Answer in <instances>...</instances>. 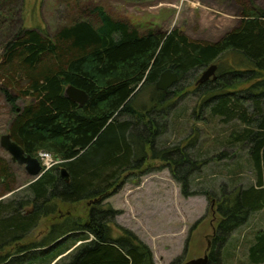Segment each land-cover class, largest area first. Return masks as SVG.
Wrapping results in <instances>:
<instances>
[{
	"label": "trees",
	"instance_id": "16d2710c",
	"mask_svg": "<svg viewBox=\"0 0 264 264\" xmlns=\"http://www.w3.org/2000/svg\"><path fill=\"white\" fill-rule=\"evenodd\" d=\"M95 13L98 26L78 20L53 38L23 29L0 63V78L6 82L3 94L15 114L8 134L27 155L36 158L45 150L62 161L27 183L29 192L21 198L13 164L0 158V264L23 261L27 254L30 262L44 259L73 233H85L92 241L75 242L50 264L74 247L68 264H155L153 252L134 232L120 227V236L113 235L111 226L121 212L100 206L127 183L138 184L165 168L184 197L195 195L191 179L210 162L193 154L197 140L185 147H159V140L169 131L185 80L213 63H218L217 79L202 85L196 81L194 88L204 97L202 107L212 105V116L246 126L235 139L249 147L256 173V184L248 189H222L217 211L221 220L209 250V264H221L232 234L251 214L264 210V9L244 10L240 25L216 43L193 41L180 30L141 34L102 8ZM166 70L177 73L179 81L164 93L156 83ZM10 86L30 97L24 109L15 108ZM69 86L88 94L83 108L65 97ZM63 169L68 181L61 175ZM57 202H87L91 207L86 217L74 220L68 214L62 223L53 224L39 243L20 246L41 220L57 214ZM37 250L41 253L35 254ZM250 260L264 264L261 234ZM172 264H184V259Z\"/></svg>",
	"mask_w": 264,
	"mask_h": 264
},
{
	"label": "rangeland",
	"instance_id": "374dc122",
	"mask_svg": "<svg viewBox=\"0 0 264 264\" xmlns=\"http://www.w3.org/2000/svg\"><path fill=\"white\" fill-rule=\"evenodd\" d=\"M256 7L264 9V0H0V63L9 43L14 42L23 29H35L53 38L61 28L78 20L85 19L98 26L100 18L95 13L96 8H102L110 17L127 23L141 34L150 30L164 34L180 30L193 41L216 43L240 25L244 10ZM206 70L207 67L185 80L183 96L170 118L169 131L159 140V147H185L197 140L193 154L199 160L210 162L191 179L195 195L184 197L180 185L163 167L165 169L143 177L138 184L127 183L121 192L100 206L104 209L111 206L121 212L116 224L111 226L113 235L120 236V227L134 232L153 252L155 264H172L180 257L184 263L203 258L209 239L221 220L217 211L223 187L233 191L256 184L249 147H243L235 139L246 126L239 120L227 123L212 116V105L202 107L204 97L196 93L194 86ZM5 84L0 78V139L9 132L15 115L13 106L3 94ZM10 87L8 92L15 98V108L17 111L24 109L30 97H23L17 86ZM223 154L227 155L223 157ZM0 158L12 163L11 156L1 147ZM13 168L18 178L17 191L22 198L28 194L27 183L33 179L24 167L13 164ZM207 193L215 195V199L209 200L204 196ZM90 204L69 206L57 202V214L41 220L20 246L39 243L51 226L62 223L68 214L74 220L86 217ZM258 234L264 236V210L251 214L248 222L232 234L222 250L221 264H252L250 250ZM78 241H82L80 245L92 239L85 233H73L44 259L30 262L27 254L25 260L11 264H50L53 257ZM73 249L53 264H68L75 252Z\"/></svg>",
	"mask_w": 264,
	"mask_h": 264
},
{
	"label": "water",
	"instance_id": "95a60500",
	"mask_svg": "<svg viewBox=\"0 0 264 264\" xmlns=\"http://www.w3.org/2000/svg\"><path fill=\"white\" fill-rule=\"evenodd\" d=\"M217 66H210L202 75L199 80V84L206 83L210 79L216 80ZM179 81V75L172 70H166L161 76L159 81L156 83V89L158 91L167 93L172 89ZM65 97L75 104H78L80 108H83L88 102L89 96L86 92L78 90L73 86H69L65 90ZM0 147L11 156L13 164H17L24 167L27 175L37 181L40 179L42 166L37 158L27 155L22 147L16 144L10 134H6L0 139ZM61 175L67 181L69 180V174L65 169L61 170ZM210 249V243L208 244V250ZM209 256L206 254L203 258L190 261L186 264H208Z\"/></svg>",
	"mask_w": 264,
	"mask_h": 264
},
{
	"label": "clouds",
	"instance_id": "9594fccd",
	"mask_svg": "<svg viewBox=\"0 0 264 264\" xmlns=\"http://www.w3.org/2000/svg\"><path fill=\"white\" fill-rule=\"evenodd\" d=\"M36 155L45 169H51L56 164L62 162L59 157H56L54 156V154L47 152L45 150L38 151Z\"/></svg>",
	"mask_w": 264,
	"mask_h": 264
},
{
	"label": "built area",
	"instance_id": "2783aa9c",
	"mask_svg": "<svg viewBox=\"0 0 264 264\" xmlns=\"http://www.w3.org/2000/svg\"><path fill=\"white\" fill-rule=\"evenodd\" d=\"M60 164V163H59ZM59 164H56L54 167H52L51 169L53 168H56L57 166H59ZM45 169V168H44ZM51 169H45V171H48V170H51Z\"/></svg>",
	"mask_w": 264,
	"mask_h": 264
},
{
	"label": "flooded vegetation",
	"instance_id": "af4514ba",
	"mask_svg": "<svg viewBox=\"0 0 264 264\" xmlns=\"http://www.w3.org/2000/svg\"><path fill=\"white\" fill-rule=\"evenodd\" d=\"M213 236V235H212ZM211 242H212V240H211V238L209 239V243L211 244ZM208 255H209V253H208ZM209 260H210V257H209ZM209 264V263H208Z\"/></svg>",
	"mask_w": 264,
	"mask_h": 264
},
{
	"label": "bare ground",
	"instance_id": "6f19581e",
	"mask_svg": "<svg viewBox=\"0 0 264 264\" xmlns=\"http://www.w3.org/2000/svg\"><path fill=\"white\" fill-rule=\"evenodd\" d=\"M202 190V189H201Z\"/></svg>",
	"mask_w": 264,
	"mask_h": 264
}]
</instances>
